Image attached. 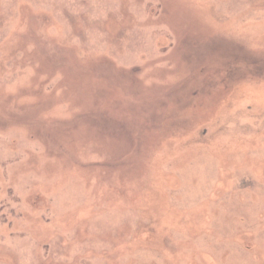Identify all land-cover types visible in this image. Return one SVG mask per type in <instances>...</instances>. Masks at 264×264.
Instances as JSON below:
<instances>
[{
	"label": "rangeland",
	"instance_id": "1",
	"mask_svg": "<svg viewBox=\"0 0 264 264\" xmlns=\"http://www.w3.org/2000/svg\"><path fill=\"white\" fill-rule=\"evenodd\" d=\"M0 264H264V0H0Z\"/></svg>",
	"mask_w": 264,
	"mask_h": 264
}]
</instances>
